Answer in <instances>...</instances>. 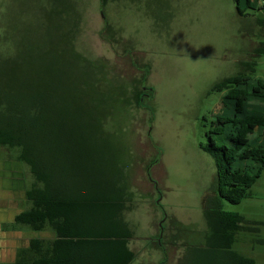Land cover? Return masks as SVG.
I'll list each match as a JSON object with an SVG mask.
<instances>
[{
    "label": "trees",
    "instance_id": "1",
    "mask_svg": "<svg viewBox=\"0 0 264 264\" xmlns=\"http://www.w3.org/2000/svg\"><path fill=\"white\" fill-rule=\"evenodd\" d=\"M111 1L100 0L101 8ZM233 2L238 14L252 8L251 0ZM33 3L41 30L33 38L23 30L12 47L0 49V146L17 148V160L34 179L25 191L30 206L14 223L33 232L48 229L55 238L30 240L12 263L0 264H129L133 232L123 218L124 191L114 190L120 175L109 168L116 161L109 156V139L112 123L141 107L143 91L113 84L107 65L77 50L78 0ZM104 30L113 31L109 25ZM0 42L9 44L7 33ZM253 67L246 66L250 72ZM211 92L224 94L206 144L199 145L216 169L203 218L209 238L229 250L244 218L224 203L238 205L250 197L264 168V79L236 75ZM232 255L237 264H254Z\"/></svg>",
    "mask_w": 264,
    "mask_h": 264
},
{
    "label": "rangeland",
    "instance_id": "2",
    "mask_svg": "<svg viewBox=\"0 0 264 264\" xmlns=\"http://www.w3.org/2000/svg\"><path fill=\"white\" fill-rule=\"evenodd\" d=\"M33 1L0 0V38L7 33L9 42H0V49L12 47L23 30L31 38L41 30ZM78 2L82 17L77 50L107 65L113 84L116 80L143 91L141 107L129 109L120 122H113L111 133L112 139L129 143L122 155L130 175L124 213L133 232L129 244L135 252L144 247L153 260L158 257L155 250L169 251V225L178 224L176 218L204 223L201 206L211 194L216 169L199 145L206 144L224 94L211 88L236 75L264 79V35L260 37L264 24L257 23L264 20V11L254 9L252 0V8L246 10L241 2L242 14L236 12L233 0H115L105 8L100 0ZM107 25L114 35L104 30ZM250 27L255 32L244 34ZM254 42L260 43L262 52L250 72L238 62L250 63L246 60ZM18 153L17 148L0 146V157ZM149 153L154 154L148 158ZM148 161L147 176L143 165ZM153 163L160 165L155 168ZM23 165L30 188L34 179ZM224 207L264 223V168L250 188V197ZM152 221H161L157 234ZM257 228L253 236L262 242L254 246L264 261V224Z\"/></svg>",
    "mask_w": 264,
    "mask_h": 264
},
{
    "label": "crops",
    "instance_id": "3",
    "mask_svg": "<svg viewBox=\"0 0 264 264\" xmlns=\"http://www.w3.org/2000/svg\"><path fill=\"white\" fill-rule=\"evenodd\" d=\"M263 4L264 0H257L253 7L259 9ZM248 30L244 34L251 35L248 33L255 32L252 27ZM263 35L264 32L262 35L260 34V37ZM259 44L254 42L250 45V57L248 58L249 60H246L250 63L239 60L238 64L242 66H247L248 64L255 67L257 63L255 60L258 59L259 52H262V48L258 47ZM128 144L123 139H109V156L114 155L116 157L115 162L109 163V168L118 171L120 175V180L116 182L114 190L123 189L125 195L123 194L122 199L125 198L126 207L130 194V175L128 173L129 167L123 161L122 155ZM151 154H148V158L154 153ZM149 161L144 162L143 167L147 163L150 164ZM158 165L160 164L153 163V167L155 168ZM25 170L27 171V169H24V165L17 160V156L0 157V263H12L16 252L26 248L30 240L52 241L55 238L52 231L48 229L33 232L27 227L14 223L15 216L30 206L25 198V191L28 188ZM135 178L136 175L134 176V183ZM156 178L159 179V176H156ZM134 189L139 190V187H134ZM143 189L145 190V188ZM147 189H151V186L147 187ZM203 210L204 207L201 206L202 216ZM124 213L125 211L123 212V218ZM237 213L240 214V212ZM242 217L244 218L243 228L236 234V240L229 250L221 246V243H218L219 246L216 245L209 238L208 227L204 220V223H202L200 220L194 221L176 218L178 223L175 224L176 228L174 224L169 225L168 252L165 248L164 250L163 248L157 249L158 251H155L158 257L152 260L147 255L144 247H139L140 249L137 252L130 247L129 242L132 240L131 238L128 240V247L134 253V258L129 264H237L236 257L234 258L232 254L252 259L254 264H264L261 252L254 246V243H261L262 241L255 239L253 236L258 232L257 226L264 223H260L259 220L246 219L245 215H242ZM159 224H156L154 221L151 223L153 227L157 228L155 230L156 234L159 232ZM154 236L156 237L157 235ZM220 236L218 235V242H221ZM152 239L155 240V238Z\"/></svg>",
    "mask_w": 264,
    "mask_h": 264
}]
</instances>
